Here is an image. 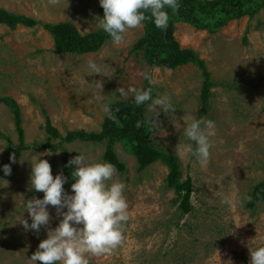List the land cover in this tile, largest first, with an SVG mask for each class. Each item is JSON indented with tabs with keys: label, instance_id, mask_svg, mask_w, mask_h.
<instances>
[{
	"label": "rangeland",
	"instance_id": "obj_1",
	"mask_svg": "<svg viewBox=\"0 0 264 264\" xmlns=\"http://www.w3.org/2000/svg\"><path fill=\"white\" fill-rule=\"evenodd\" d=\"M0 7L40 22L14 29L0 23V97H12L19 105L26 144L47 138L45 115L62 136L77 129L99 132L107 117L103 104L113 111L116 102L126 100L118 97L116 89L142 88L148 81L145 72L152 77L153 98L168 95L175 107L174 112L160 110L156 116L149 110L151 102L143 107L151 128L147 141L179 158L181 180L192 181V209L182 213L177 194L165 187L168 169L162 162L141 168L136 157L116 142L114 153L124 169L115 168L113 181L126 185L129 219L122 225V244L108 254H88L89 264H249V248L264 246V197L252 207L242 199L264 180V9L228 19L214 32L182 21L173 23L179 47L197 53L214 84L207 113L202 114L198 112L201 69L191 63L175 68L151 64L143 49L134 48L143 27L130 29L119 46L108 39L85 54L56 51L53 35L41 22H70L80 34L100 30L99 0H60L54 6L48 0H0ZM89 59L111 78L88 76ZM98 80L103 83L100 101ZM12 116L9 107L0 103V162L10 160L8 142L19 143ZM191 117L215 123L206 168L175 150L190 143L183 135V119ZM173 121L181 124L179 131ZM51 141L58 143L59 138ZM104 149V143L74 141L55 150L28 149L15 155L11 175L0 174V264H33L30 257L42 240L41 229L26 231L17 222L23 216L31 223L25 202L44 195L29 191L33 156L48 160L54 178L59 173L67 177L63 188L71 195L75 181L66 172L65 160L80 153L86 163L106 162ZM224 197L233 200L231 206L221 203ZM47 207L50 223L42 226L45 238L47 228H55L63 219L55 207Z\"/></svg>",
	"mask_w": 264,
	"mask_h": 264
},
{
	"label": "clouds",
	"instance_id": "obj_2",
	"mask_svg": "<svg viewBox=\"0 0 264 264\" xmlns=\"http://www.w3.org/2000/svg\"><path fill=\"white\" fill-rule=\"evenodd\" d=\"M59 3L60 0H48L49 5ZM99 3L103 8V16L97 27L107 33L117 46L124 42L130 29H140L146 21L154 22L156 28L166 30L170 18L167 9L176 13L180 7L178 0H99ZM87 67L88 76L99 74L111 78L92 59L87 61ZM142 75L151 84V75L147 72ZM98 81L96 99L100 101L103 83L102 80ZM116 92L118 97L132 98L137 106L150 101L148 107L155 116L160 110L165 113L175 111L168 95L153 98L152 87L142 89L129 85L127 89L118 87ZM102 110L109 119L116 120L108 103L103 104ZM183 121V135L190 143L177 145L175 150L182 157L195 158L201 168H206L213 147L212 137L216 134L215 123L195 117ZM173 123L179 131L178 124H181L177 121ZM47 154L51 155V152ZM9 159L12 163L17 162L14 153L10 154ZM30 164L29 191L43 192L44 195L42 199L34 197L25 202L24 211H27L31 223L23 216L17 222L26 231L39 233L42 226L50 223L49 205L56 208L58 216L63 217L58 226L47 228V238L40 241L30 257L33 264H37V261L40 264H89L88 254H108L122 244V225L129 219L128 203L123 194L126 185L119 180L113 181L116 173L113 164L100 161L86 163L84 155L80 153L71 158L67 165L74 166L71 175L75 182L71 184V195L63 188L67 177L59 173L54 178L48 160L34 155ZM11 171L10 164L3 165L6 176L11 175ZM242 199L248 200L250 197L245 195ZM221 203L231 206L233 200L224 197ZM249 255V264H264V246L249 248Z\"/></svg>",
	"mask_w": 264,
	"mask_h": 264
},
{
	"label": "trees",
	"instance_id": "obj_3",
	"mask_svg": "<svg viewBox=\"0 0 264 264\" xmlns=\"http://www.w3.org/2000/svg\"><path fill=\"white\" fill-rule=\"evenodd\" d=\"M178 2L180 4L178 12L172 13L170 9H167L170 18L166 30L156 28L154 22H144L143 36L135 42L134 48L143 49L148 61L153 65H165L169 68H175L191 63L201 69L203 81L199 93L200 108L198 112L205 114L209 107L208 101L211 96V87L214 84L205 69L204 61L197 56V53L192 49L179 47L173 34V23L182 21L197 29H206L214 32L228 19L243 15L252 16L261 8L264 9V0H178ZM100 11L101 16H103L102 7ZM0 23L10 29H14L19 24L33 26L39 25L40 22L33 17L17 14L0 7ZM41 26L53 35L58 53L85 54L99 49L106 40L111 39L102 29L80 34L70 22L54 24L41 22ZM148 87H152V95L154 97V86L145 81L142 89H147ZM0 103H4L9 107L18 133L19 143L13 145L8 142L6 146L7 152L10 154L14 153L16 155L21 150L28 149L55 150L58 147H62L63 142L104 143L103 159L113 164L117 170H123V164L118 161L114 153L115 143L121 142L124 148L136 157L141 168L155 161L162 162L168 169L165 177V187L172 189L177 194L179 198H177L179 200L178 206L182 213H187L192 209L190 203L192 181L190 177L181 180L183 173L179 158L173 153L152 147L147 141L151 130L143 113V107L147 103L137 106L132 98L116 102L113 106V111L117 120L105 117L99 132L77 129L68 131L65 136H62L51 125L49 118L45 115V130L48 136L44 140L35 141L32 144H26L23 141L24 134L20 126L21 112L17 102L8 96L0 97ZM116 121H119V123ZM0 136H2L1 133ZM53 138H59V142H52ZM65 162L68 165V161L65 160ZM5 164H10L12 167L10 160L0 162V174L4 173L3 165ZM73 170V166H68L66 171L72 179H74L71 175ZM248 197H250L246 204L248 207L254 206L256 202L264 197V180L255 185ZM41 231V238L45 239V230L42 227Z\"/></svg>",
	"mask_w": 264,
	"mask_h": 264
}]
</instances>
